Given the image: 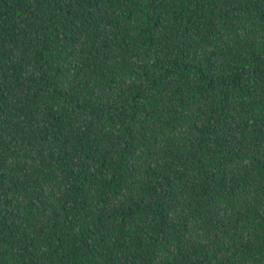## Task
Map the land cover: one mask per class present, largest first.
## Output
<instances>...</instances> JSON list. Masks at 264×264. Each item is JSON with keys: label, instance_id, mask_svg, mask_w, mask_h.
Masks as SVG:
<instances>
[{"label": "trees", "instance_id": "trees-1", "mask_svg": "<svg viewBox=\"0 0 264 264\" xmlns=\"http://www.w3.org/2000/svg\"><path fill=\"white\" fill-rule=\"evenodd\" d=\"M0 264H264V0H0Z\"/></svg>", "mask_w": 264, "mask_h": 264}]
</instances>
